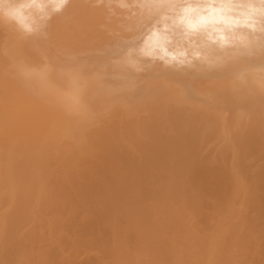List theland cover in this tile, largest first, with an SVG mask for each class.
Here are the masks:
<instances>
[{"label":"bare ground","instance_id":"obj_1","mask_svg":"<svg viewBox=\"0 0 264 264\" xmlns=\"http://www.w3.org/2000/svg\"><path fill=\"white\" fill-rule=\"evenodd\" d=\"M0 0V264H264V0Z\"/></svg>","mask_w":264,"mask_h":264},{"label":"snow or ice","instance_id":"obj_2","mask_svg":"<svg viewBox=\"0 0 264 264\" xmlns=\"http://www.w3.org/2000/svg\"><path fill=\"white\" fill-rule=\"evenodd\" d=\"M66 3H67V0H62L61 6H63V4H66Z\"/></svg>","mask_w":264,"mask_h":264}]
</instances>
